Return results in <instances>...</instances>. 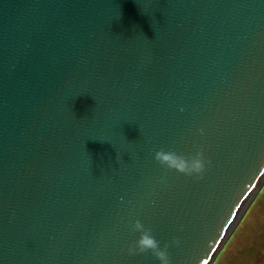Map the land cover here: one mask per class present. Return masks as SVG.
Masks as SVG:
<instances>
[{
	"label": "water",
	"instance_id": "1",
	"mask_svg": "<svg viewBox=\"0 0 264 264\" xmlns=\"http://www.w3.org/2000/svg\"><path fill=\"white\" fill-rule=\"evenodd\" d=\"M262 157L264 0H0V264H207Z\"/></svg>",
	"mask_w": 264,
	"mask_h": 264
},
{
	"label": "rangeland",
	"instance_id": "2",
	"mask_svg": "<svg viewBox=\"0 0 264 264\" xmlns=\"http://www.w3.org/2000/svg\"><path fill=\"white\" fill-rule=\"evenodd\" d=\"M221 243L216 257L207 264H264V181L261 192L255 190L252 204H246Z\"/></svg>",
	"mask_w": 264,
	"mask_h": 264
},
{
	"label": "clouds",
	"instance_id": "3",
	"mask_svg": "<svg viewBox=\"0 0 264 264\" xmlns=\"http://www.w3.org/2000/svg\"><path fill=\"white\" fill-rule=\"evenodd\" d=\"M154 158L168 169H173L189 176L195 175L197 179L202 178V173L205 171L206 161L201 151H197L192 157H185L177 154L175 151L160 149L155 152ZM262 159H264V157H262ZM132 228L133 231L139 233V238L128 246L127 252L129 255H140L150 252L160 264H170L167 251L169 246L167 244L162 248L160 242L152 234V230L146 228L140 220H136ZM174 242L176 244L180 243L179 240H175Z\"/></svg>",
	"mask_w": 264,
	"mask_h": 264
}]
</instances>
